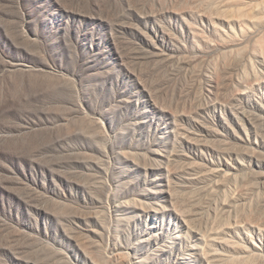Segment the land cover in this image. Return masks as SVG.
Here are the masks:
<instances>
[{
	"label": "rangeland",
	"instance_id": "374dc122",
	"mask_svg": "<svg viewBox=\"0 0 264 264\" xmlns=\"http://www.w3.org/2000/svg\"><path fill=\"white\" fill-rule=\"evenodd\" d=\"M263 49L264 0H0V264L263 251Z\"/></svg>",
	"mask_w": 264,
	"mask_h": 264
},
{
	"label": "bare ground",
	"instance_id": "6f19581e",
	"mask_svg": "<svg viewBox=\"0 0 264 264\" xmlns=\"http://www.w3.org/2000/svg\"><path fill=\"white\" fill-rule=\"evenodd\" d=\"M261 54L264 56V49L261 51ZM251 220H253V218ZM255 229L257 231L258 240L260 242H264V225L257 223V227ZM237 246V252L234 256L236 262L235 264H264V250L260 251V249H258L255 245L253 247H249L245 244H237Z\"/></svg>",
	"mask_w": 264,
	"mask_h": 264
}]
</instances>
